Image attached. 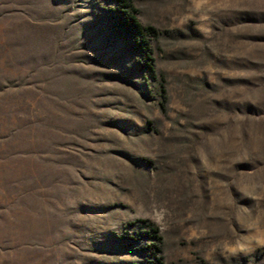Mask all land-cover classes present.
<instances>
[{
	"label": "rangeland",
	"instance_id": "rangeland-1",
	"mask_svg": "<svg viewBox=\"0 0 264 264\" xmlns=\"http://www.w3.org/2000/svg\"><path fill=\"white\" fill-rule=\"evenodd\" d=\"M129 1L0 0V264H264V0Z\"/></svg>",
	"mask_w": 264,
	"mask_h": 264
},
{
	"label": "trees",
	"instance_id": "trees-1",
	"mask_svg": "<svg viewBox=\"0 0 264 264\" xmlns=\"http://www.w3.org/2000/svg\"><path fill=\"white\" fill-rule=\"evenodd\" d=\"M117 5V11L123 18L126 26L131 30V33L136 36V40L139 41L143 49V55L146 60L152 62L151 58V42L148 39L149 34L156 33V29L153 27H145L138 19L136 10L132 6L129 0H115Z\"/></svg>",
	"mask_w": 264,
	"mask_h": 264
},
{
	"label": "clouds",
	"instance_id": "clouds-1",
	"mask_svg": "<svg viewBox=\"0 0 264 264\" xmlns=\"http://www.w3.org/2000/svg\"><path fill=\"white\" fill-rule=\"evenodd\" d=\"M160 219H161V217H157V222H158V223H159Z\"/></svg>",
	"mask_w": 264,
	"mask_h": 264
}]
</instances>
